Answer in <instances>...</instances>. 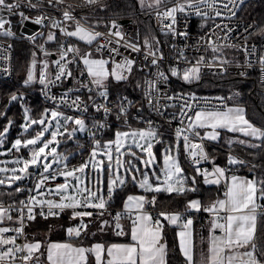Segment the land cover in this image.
<instances>
[{
    "label": "snow or ice",
    "instance_id": "snow-or-ice-1",
    "mask_svg": "<svg viewBox=\"0 0 264 264\" xmlns=\"http://www.w3.org/2000/svg\"><path fill=\"white\" fill-rule=\"evenodd\" d=\"M140 4L145 5V0H139ZM168 0H151L148 7L159 8ZM100 0H82L81 5H68L62 10L63 21H74V30H68L62 27L61 20H53L51 28L58 29L68 37H76L81 41L91 45L98 38L108 37L107 44L98 45L96 51L100 52L104 48L108 49L109 54H119L118 48L111 47L113 41L111 37L118 38L115 43L119 44L123 40V33L120 26L115 20L111 22V31L101 33L99 31L90 30L76 20L73 15L75 7L97 5ZM243 0H226L222 7L228 9V14L235 17L236 12L229 9V4L239 7ZM44 4L49 7H57L65 4V0H40L39 5L27 3L28 8L42 7ZM218 0H176L171 7H165L162 11L157 12L161 22L167 20L170 23L162 31L170 32L180 36H187V32H176L175 25L177 24L178 13H190L201 17L205 20L222 17L224 13L217 7ZM23 5L22 0H0V35L12 36L14 33L6 25L10 24V20L6 19L2 14L7 12L9 15L17 14L14 9H19ZM204 9L211 10L205 11ZM24 20H28L23 12L18 13ZM46 16H38L33 21L35 24H43ZM202 24L201 27H204ZM251 27V25L249 26ZM216 29L223 28L227 31L231 29L226 24H216ZM247 31V29H246ZM264 35V28L261 30ZM35 39V37H30ZM56 36L53 32L47 35L48 41H53ZM202 39V38H201ZM154 38L145 37L143 45L149 49L145 56L147 60L151 59L152 65H158L157 56L158 49L153 51ZM133 52L141 51V47L135 43L124 45ZM222 47H236V45H219L216 41L208 39V48L213 53H220ZM247 51V49L245 48ZM45 55L50 53L45 52ZM72 54V59L69 55ZM36 53H33L35 57ZM183 58V53L180 54ZM79 59L82 61L84 70L81 75H87L90 80L87 84H82L81 87L92 91L90 85H94L98 89H103L99 92V96L108 99V91L106 81L112 77L116 81L128 79L124 73H131L135 60L125 59L123 63L112 61L114 67L109 70V60L104 58H93L92 53L80 54L79 48L68 45L60 46L59 59L54 61L58 71L55 74V80L49 81L47 73L41 72L39 75V83L48 87L50 83L61 81L62 78L71 77L73 75L70 67ZM163 59V55L159 56V60ZM189 66L183 70L178 67L170 69L172 77H180L185 82H191L200 79L201 65L205 63V56L201 55L194 63L187 61ZM213 61L219 62L222 70L224 65L228 63L226 60L220 59L218 56H213ZM260 63L264 64V57L260 59ZM36 66V61L33 59L31 67L27 72V78L24 84L32 83L36 77L33 74V69ZM212 65L209 64V67ZM251 65H249L250 67ZM43 68H48V62H43ZM264 71V69H262ZM242 75H246L242 73ZM157 78L148 81V87L151 91L145 93L147 103L159 105L160 99L173 100L174 97H160L154 95L159 93L158 81H167L168 76L163 71H158ZM67 93L61 97L60 103H65ZM19 97L13 94L10 97L11 101H16ZM179 98V97H175ZM53 100L56 97H52ZM222 99V98H221ZM89 102L95 107L96 111L103 110L105 116L110 115L112 108L103 104H97L95 98L89 96ZM83 105V107H81ZM88 104L77 96L71 101L70 107L76 108L81 113L87 111ZM169 105H165L168 107ZM159 112V107L155 109ZM193 110V105L187 102L180 106V116L186 117L188 123L186 127H177L175 137L177 140L182 139L184 150L190 157L194 165H199L201 161L208 160L202 141L218 139L220 129H225L233 133H242L245 137H251L261 141L260 144L251 143L246 140H237L236 143L246 145L251 148H264V126H256L246 116L243 107H226L220 109L200 108L195 110L193 115H189L188 111ZM116 120L122 118L127 123V107L124 103V98H121V103L116 107ZM163 115V113H160ZM172 119H177L174 115ZM25 124L22 128L25 132L32 130L34 135L27 139L17 138L11 148L7 149L8 153L13 151L19 153L21 149H29L30 155L28 158L17 156L11 163L20 165L19 167H0V174H8L0 178V185L12 187L17 181H23L25 178L32 175L30 168L42 169L36 173V181L31 189H27L30 193L25 200H20L19 204L22 207H4L0 205V225L5 222H13L16 227L0 226V264H16L19 260L20 264H41V257L45 256L47 264H89V255H94L95 264H167V245L163 239V221L171 225H178L181 221L182 230L177 233L179 238V250L185 259L186 264H197L194 254L193 220L185 218L180 213L160 212L157 218L147 211L146 206H154L157 201L156 195H152L149 199L145 195H128L123 204V211L117 212L114 216L116 235H126L123 231L120 220L128 213L135 212V217L131 219V243L127 244H111L105 246L97 243L89 248L75 247L70 243H50L47 245L46 251H41L44 247L40 242H24L17 241L21 236L25 235V221H33L35 219V209H41L40 215L45 219L49 216L59 214L56 210H72V218L80 219L81 223L78 227L69 228L68 234L79 237L82 231H86L87 225L83 222L84 217H92V211H80V208H92L96 210V215L103 216L108 209L109 203L118 188L126 185L129 181L138 184L140 189L148 193H169V194H185L187 192H196L195 187H189L188 181L195 185L197 176H204L206 184H220L221 178L225 177V169L214 167L211 172L207 169L195 167L194 171L197 175L186 177L184 169L181 167L178 151L179 145H169L165 148L162 159L163 167L157 170L152 168V175L149 176L147 169L151 168L157 161V157L153 151L154 143H162L158 140L159 132L154 128L151 120L147 121L148 127L140 129H129L127 131L117 130L114 133V138L108 141L94 139L92 147L88 154V159L80 163L78 166L69 167V158L71 153L65 155L58 151V146L62 142H66L62 138L71 140L77 132L87 130L85 119L65 115L59 110L45 109L38 118H32L29 115V109H24ZM170 122V121H169ZM183 123V121H181ZM12 121H9V125ZM72 125L69 127V125ZM35 126V127H34ZM93 128L101 130L107 127L106 122H94ZM39 130H36V129ZM201 129L205 131L201 134ZM9 131L8 127L0 132V145L4 143L3 137ZM47 134V135H46ZM95 136V133H90ZM201 141V142H197ZM234 141L229 140L231 144ZM4 153H0L3 155ZM129 157L131 159H129ZM136 161H139L143 168L137 166ZM229 164L243 165L245 161L239 160L233 156H229ZM8 161H0V164H7ZM54 165L60 167L54 170ZM253 170L257 167L253 165ZM91 170V176L88 173ZM106 175V194L104 190ZM57 177L64 179L63 183H58L55 188L48 187L49 181H55ZM209 177H214L210 179ZM25 189L16 187L15 192L20 193ZM47 194L58 197V200L46 199ZM264 200V178L253 176L252 178H241L232 175L228 180L226 191L223 199H216L204 206L198 199L189 200L186 205V211H204L212 215L210 219V236L208 237L207 253L201 255L199 264H264V245H258V220L264 219V204L258 201ZM47 208V212L43 211ZM15 212V219L12 213ZM108 221H103V225H107ZM219 231L220 235L215 233ZM10 233H14L10 235ZM106 257V259H105Z\"/></svg>",
    "mask_w": 264,
    "mask_h": 264
},
{
    "label": "trees",
    "instance_id": "trees-1",
    "mask_svg": "<svg viewBox=\"0 0 264 264\" xmlns=\"http://www.w3.org/2000/svg\"><path fill=\"white\" fill-rule=\"evenodd\" d=\"M131 8V9H130ZM99 11L108 12H121L123 10L136 11L138 6L134 4L132 0H105L98 7H95ZM92 10V8H91ZM240 16L245 20H250L256 23L257 30L260 31L264 28V0H248L241 9ZM134 17L139 23V37L142 47L145 37L150 39L154 38L155 41H159L158 44L154 43L155 51L162 45V42L166 38L159 34L153 25L151 18L147 14H134ZM15 46V72L14 77L11 80L0 83V132H3L5 127H8L9 131L5 133L3 140L4 145H10L14 139L18 136L24 138L27 135H34L32 130L25 132L22 128L24 120V109H29V115L32 118H38L41 113L48 107L53 105L47 103L40 94V85L38 84H24L27 78V72L30 68V64L36 56L44 54L43 51L36 49L28 41L24 39L12 40ZM39 42L45 46V48H54V42L48 41L45 36L39 39ZM81 44V43H80ZM82 51H86V47L81 45ZM33 53H36L33 57ZM73 73L72 77L81 75L83 71L78 65H73L71 68ZM145 74L136 68L132 71L128 79L123 81H116L110 77L106 84L109 98L116 99L121 97L122 94H126L130 101V111L128 114H133L137 111V107L140 106L141 110L138 111L139 117H146L151 115L148 109L147 101L144 98L143 83ZM77 85L80 86L78 79ZM75 82V83H76ZM172 87L175 90L183 91L186 93L197 94H213L220 95L226 98L229 105H242L246 109L247 118L256 126H264V84L260 83L257 78L252 76L237 77V76H201L199 80L185 82L182 79H174L171 81ZM15 94L19 98L16 101H11L10 97ZM9 121L12 124L9 125ZM87 122L93 130L94 120L87 117ZM108 126L104 134L101 135V139H113L114 133L124 127H147L136 118H131L127 123L122 118L120 121L116 120V114H112L111 119L107 122ZM35 127V126H34ZM38 130V128L36 129ZM156 130L159 132L158 140H162V143H156L154 141V151L157 157V161L154 164V168L159 171L163 166L162 154L163 150L169 145H179L178 156L180 163L184 168V175L191 177L197 175L194 171V167L190 166L184 159L182 141L177 140L175 137V126L163 125ZM241 136L237 133H233L227 130H221V136L218 141H207V147L212 156L214 162L225 169L226 175L229 177L233 174L247 175L249 177L256 176L258 178H264V148H251L246 145L236 143L237 140H243L238 137ZM84 138L85 136H80ZM243 137V136H242ZM232 140L233 143L229 144L228 141ZM248 141V140H246ZM249 142H252L249 140ZM261 141H257L256 144H260ZM92 147L91 137L86 138V147L76 155H74L69 163L78 164L80 158L85 159ZM73 148L72 144L63 142L60 145V150L68 152ZM26 149L22 153H26ZM18 153L13 151V155ZM85 156V157H84ZM229 156H233L239 160L245 161L243 165L229 164ZM253 165L257 167L253 170ZM142 168V165H139ZM30 168L29 171H31ZM149 175H152V169L149 168ZM204 176H197L195 185H192L191 181H188L189 187H195L196 192H187L185 194H169L165 192L161 193H148V198L151 199L152 195H156L157 201L154 206H146L160 212L171 211H186V205L189 200L193 198H199L204 206H207L210 202L216 199H223L226 191V184L222 181L220 184H206L204 183ZM24 181V180H23ZM23 181H17L12 187L7 185H0V203H19L26 197V192H15L16 187H21ZM104 190L106 194V175ZM143 189L138 187V184L129 181L125 186L118 188L108 206L107 211L101 217L96 215V210L89 208L86 211H92V217H84L83 222L87 225L86 231H82L79 237L75 235L70 236L67 229L71 227L79 226L81 220L72 218V210L67 209L60 211L56 216H49L46 219L40 215L41 209H35V219L29 221V225L26 227V241H41L44 246L41 251H46L47 245L50 241H68L74 245H85L90 247L94 242L112 243L128 240L129 238L116 235V229L114 227V216L117 210L123 209L125 199L130 194L142 193ZM264 204V200L259 201ZM46 213L47 210L43 209ZM14 219L16 213H12ZM195 227H196V240L199 241L206 239L210 230V219L212 215L208 212L199 211L192 214ZM163 238L167 245V264H186L184 257L179 250V243L177 238V225H171L166 221H163ZM107 220L108 224L103 225V221ZM4 225L13 227L17 225L13 222H5ZM258 245H264V219L258 220ZM41 264H47L45 256L41 257ZM92 264V263H91Z\"/></svg>",
    "mask_w": 264,
    "mask_h": 264
},
{
    "label": "built area",
    "instance_id": "built-area-1",
    "mask_svg": "<svg viewBox=\"0 0 264 264\" xmlns=\"http://www.w3.org/2000/svg\"><path fill=\"white\" fill-rule=\"evenodd\" d=\"M104 1L105 0H100V3L97 5L75 7L73 15L76 17V20H79L80 23L83 24L85 27H88L90 30L99 31L101 33H108L109 31L113 30L111 29V22L115 20L120 26V30L123 33V40H121L119 44H116L115 41L118 38L111 37L113 43L110 46L118 48L119 54L113 53L110 55L107 48H104L100 52L96 51L98 45L107 44L108 37L98 38L97 41H94L91 45H88L86 42L81 41L76 37H68L64 35V33L60 32L58 29L51 28V23L53 20H61L62 27H66L68 28V30H74V21H63L62 10L68 5H81L82 0H65L64 5L57 6L54 8L49 7L46 4H44L42 7L28 8L26 7V5L29 0H22L23 5L25 6H22L19 9H14V12H16L17 14L9 15L7 12L2 13L6 14L5 18L10 20V24L6 25V28H10L14 35H0V83L11 80L14 77L16 50L12 40L15 39H24L28 41L31 45H33L36 49L43 51L44 53H55L56 57L53 58L54 61L59 59L61 45H73L79 48L80 54L87 53L88 51H90L91 53H100L104 56H109L112 61L119 63H123L126 58L133 59L135 60L133 70L136 68L137 70L145 74V79L143 83V93L146 101L147 99L145 97V93L151 91V89L148 87V81L156 79V74L158 71H163L168 76L167 81H158V88L160 89V91L159 93H154V95L160 97L172 96L174 97L173 100L169 101L167 99H160L159 105L147 103L151 115L146 116L144 118L138 116V111L141 110L140 106L137 107V111H134L132 115L130 113L127 115V121H129L131 118H136L147 127V121L151 120L153 122L152 126L154 128H158L163 125H172L175 126V128L186 127L188 121L186 117L180 116L179 111L180 106L185 103V98H187L188 103H191L193 105V110H186L188 111L189 115H193L194 111L199 110L200 108L224 110L226 107L229 106L226 98L220 95L186 93L183 91L175 90L172 87L171 81L174 79L181 78L172 77L170 75V69L172 67H178L179 69L183 70L185 67L189 66L184 58H186L187 61L194 63L201 55L205 56V63L200 66V77L224 75L237 77L252 76L254 78H257L260 83L264 84V71H262V69H264V64L260 63V59L264 57V35L261 34V31L257 30V25L255 22L245 20L240 16L241 9L248 0H243V3L240 4L239 7H236L233 4H229V9H232L236 12L235 17L229 16L228 9H224L222 7L223 2H226V0H218L217 7L220 8L224 15L222 17L208 19L206 24L204 19L194 14L178 13V22L174 27L177 33L187 32V36H180L170 32L166 33L165 31L161 30L162 28H166L167 24L170 23V21L165 20L162 23L160 18H158L157 16V12L162 11L165 7H171L172 4L176 2V0H168L166 4L161 5L159 8L148 7L142 10L137 9L136 11L128 9L123 10L121 12H108L96 10L95 7H98ZM237 2H239V0H237ZM31 3L39 5L40 0H31ZM204 10L209 11L211 13V10L209 9ZM19 12H23L26 17H29V19L24 20L18 14ZM134 14H147L151 18L155 30L166 38V40L162 42V45L157 48L159 51L157 52V56L155 58H157L159 61L158 65L151 64V59H153V57H149L147 60L145 59V56L148 53L149 49L142 47L140 44L139 23L134 17ZM41 15L49 17V19H45L43 24H37L38 29L34 30L32 34H27L22 31V28L26 22H31L35 24L33 21L36 19V17ZM202 24H205V26L201 27ZM216 24H226L231 29V31H227L223 28L216 29ZM250 25L251 27H249ZM40 32H42V35L38 36L39 38L37 41L30 38L34 34ZM49 32H53L56 36V39L51 41L55 44L54 48L47 49L44 45L39 42V39H41L43 36H45L47 39V35ZM209 36H211V39L213 41H216V43L219 45L231 44L236 45V47H222V51L220 53H213L208 48ZM130 42L140 45L141 51L133 52L124 46ZM81 45L86 47V51H82V48L80 47ZM245 48L247 49V51L245 50ZM181 53H183V58L180 55ZM161 54L163 55V59L159 60V56ZM214 55L218 56L222 60L228 61V63L224 65V69H226V71L220 68L218 61H213ZM69 59H72V54L69 55ZM54 61L51 70L49 69V63L47 69H40L39 71L36 70L34 74L36 79L32 83H30L40 85L41 97L47 103L60 107L61 109H64L66 111H72L77 114L92 118L94 122H106V124L110 121L112 114L117 115L116 107L121 103V98H124V103L127 107V111H130V101L126 94H122L119 98L111 99L109 98L108 93V99L105 100L104 98L99 96V92L103 91V89H98L94 85H90L92 91L89 92L88 89L75 84V81L77 79L78 81L82 80V82L87 84L90 80V77H88L86 74L80 75L76 77V79L71 76L72 80L70 84L67 83V80L69 78L67 77L62 78L59 82L50 83L48 87L41 85L39 83V75L42 71L47 73V79L49 81L55 80V74L58 69L54 64ZM209 64H211L212 66L209 67ZM73 65H78L82 70H84L82 61H80L79 59H77L75 63L68 65V67H70L71 69ZM249 65L251 66L249 67ZM245 72L246 75H242V73ZM124 74L128 77L130 76V74L127 72ZM65 93L68 94L66 97V101L65 103H60V99L62 96H64ZM53 96L56 97L55 100L52 99ZM77 96H79L82 101L89 105L87 111L84 113H81L74 107H70L71 101L74 100ZM89 96L94 97L97 104H103L107 107L112 108V113L110 115L105 116L102 109L100 111H96L95 107L92 106L89 102ZM175 97L179 98L177 99ZM165 105L169 106L165 107ZM81 107H83V105H81ZM156 107H159V112L155 110ZM160 113H163V115H161ZM174 115L177 117V119L173 120L172 117ZM181 121H183V123ZM106 129L107 127L101 130L93 128L95 136H91V144L93 143L94 139H99L105 142L111 140L109 138L102 140L100 137L104 134ZM181 141L184 159L190 166L194 168L198 166L202 170L207 169L209 172H211L214 167H218L208 150V140H204L202 141V143L206 153L208 154L209 159L201 161L199 165H194L191 162L190 157H188L187 153L184 150V142L182 139ZM58 167L59 166H54V170ZM38 171H42V169L32 168L30 171L32 175L24 179V184L20 187L25 189L26 192V197L23 200H25L29 196L30 193L27 191V189H31L34 186L36 181V173ZM58 180L59 177H57L55 181H49L48 186L54 184ZM222 182L224 184L227 183L226 179L222 180ZM0 205L6 208L9 207V205H13L14 207H22L19 203L13 202L0 203ZM36 209L40 208L37 207ZM44 209L47 210L46 207ZM121 211L122 210H117L115 212ZM148 211L154 219L157 218V214L160 213V211L154 210L152 208H148ZM25 224L27 227L29 225V221H25ZM16 226L18 225H13V227ZM26 227L24 230L25 235L19 238V240L17 241L18 243L22 244L24 242H27ZM12 234L14 233H10V235ZM16 264H20L19 260H17Z\"/></svg>",
    "mask_w": 264,
    "mask_h": 264
},
{
    "label": "rangeland",
    "instance_id": "rangeland-1",
    "mask_svg": "<svg viewBox=\"0 0 264 264\" xmlns=\"http://www.w3.org/2000/svg\"><path fill=\"white\" fill-rule=\"evenodd\" d=\"M133 2H134V4H136L137 6H138V8L139 9H146V8H148V4L149 3H151V0H145V5H141L140 4V2H139V0H132ZM131 9V8H130ZM49 34V33H48ZM40 35H42V32H40V33H36V34H34L32 37H35V39H33V40H35V41H37L38 40V36H40ZM145 47V46H144ZM145 48H147V47H145ZM148 49V48H147ZM90 51H88L87 53H89ZM84 54V53H83ZM92 57L93 58H104V59H108L109 60V65H108V67H109V70H111V68L112 67H114V64L112 63V60H111V58L109 57V56H104V55H102V54H100V53H96V52H93L92 53ZM35 61H36V66H35V68L33 69V74H35V72H36V70L37 71H39L40 69L42 70V69H44L43 68V62L44 61H47L48 63H49V69L51 70L52 69V66H53V58L52 57H50V56H48V55H41V56H36L35 57ZM31 64H32V62H31ZM31 64H30V67H31ZM110 79V78H109ZM109 79L105 82L106 84H107V82L109 81ZM76 82V81H75ZM87 83V82H86ZM75 84H77V82L75 83ZM82 84H85L84 82H80V86L82 85ZM47 109H52V110H59V111H61V112H63L65 115H68V116H74V117H81V118H83V119H85V122H86V125H87V130L86 131H84V132H77L76 133V135H75V137H74V139H73V141H72V146H73V148H71L68 152H66L65 150H60V145L63 143H61L59 146H58V151L59 152H62V153H64L65 155H68L69 153H71V156H70V158H69V161H70V159L74 156V155H76L77 153H79V152H81L85 147H86V138L88 139L89 137H91V135H90V133H92L93 132V130H92V128H91V126L89 125V123L87 122V117L86 116H84V115H81V114H77V113H75V112H72V111H66V110H64V109H61L60 107H57V106H52V107H48ZM26 123V122H25ZM25 123H23V124H25ZM22 124V125H23ZM72 125L70 124L69 125V127H71ZM140 129V128H147V127H145V126H143V127H138V128H134V127H124V128H122V129H120V130H123V131H127V130H129V129ZM39 130V129H38ZM237 134H239V135H241V136H234V137H238V138H241V139H243V140H251L252 142H254V143H257V141L258 140H255V139H253V138H251V137H245L242 133H238L237 132ZM47 135V134H46ZM80 136H85L84 138H81ZM243 136V137H242ZM31 136L30 135H27V137H24V138H22V137H20V136H18V137H16L15 139H14V141L17 139V138H21V139H27V138H30ZM113 138H114V136H113ZM63 140H66V142H67V138L65 137V138H62ZM14 141L10 144V145H4V144H2V145H0V153H4L3 155H0V161H8L9 163H7V164H0V167H9V168H11V167H19L20 165H16V164H13V163H11V161H13L17 156H23V157H25V158H28V156L30 155V150L29 149H26L27 151H26V153H22V151L24 150L23 148L21 149V151L18 153V155L17 154H15V155H13V152H11V153H8L7 152V149H9V148H11V146H12V144L14 143ZM153 143H154V141H153ZM165 150V149H164ZM164 150H163V152H164ZM153 151H154V149H153ZM154 153H155V151H154ZM89 154V153H88ZM88 154L86 155L87 157L85 158V159H82V158H80L79 160H80V162L78 163V164H70L69 163V167H73V166H78L80 163H82V162H84L85 160H87L88 159ZM85 157V156H84ZM129 159H131L130 157H129ZM179 161H180V159H179ZM135 163H137V166H139L140 164H139V161H136ZM181 164V163H180ZM54 166H59V165H54ZM60 167V166H59ZM163 167V166H162ZM181 167L183 168V166L181 165ZM218 167H220V166H218ZM142 168H143V165H142ZM152 168H154V165L150 168V169H152ZM184 169V168H183ZM147 171L149 172V169H147ZM88 173H89V175L91 176V170H88ZM11 173H8V174H0V178H3L5 175H10ZM150 176V175H149ZM151 177V176H150ZM104 179H105V177H104ZM48 187H50V188H55V185H49ZM104 187V186H103ZM47 193V192H46ZM130 195H145V196H147L148 197V193L147 192H142V193H135V194H130ZM46 199H54V200H58L57 198H55V197H53V196H48V197H46ZM193 199H198L199 200V198H193ZM126 200V199H125ZM192 200V199H191ZM0 226H7V225H0ZM8 227H10V226H8Z\"/></svg>",
    "mask_w": 264,
    "mask_h": 264
},
{
    "label": "crops",
    "instance_id": "crops-1",
    "mask_svg": "<svg viewBox=\"0 0 264 264\" xmlns=\"http://www.w3.org/2000/svg\"><path fill=\"white\" fill-rule=\"evenodd\" d=\"M228 107H243V108L245 109V107L242 106V105H229ZM245 114H246V109H245ZM221 130H225V129H220V130H219L220 135H219L218 139L215 140V141H218V140L220 139V136H221ZM200 131H201V134H203L205 131H210V130L201 129ZM210 141H212V140H210ZM233 175L239 176V177H241V178H251V177H249V176H247V175H241V174H233ZM231 176H232V175H230V176L228 177V176L226 175V173H225V177H224V178H221V181L226 179V182L228 183V180L230 179ZM209 178H210V179H213L214 177H209ZM63 182H64V179H63L62 177H59V180H58L57 182H55L54 184H51V185H56V184H58V183H63ZM227 183H226V187H227ZM48 196H53V195H50V194H47V193H46L45 198L48 197ZM53 197L59 199V198L56 197V196H53ZM258 202H259V201H258ZM259 203H260V202H259ZM87 209H89V208H87ZM146 209H147V207H146ZM79 210H80V211H86L85 208H80ZM123 210H124V209H122V211H123ZM147 211H148V209H147ZM148 212H149V211H148ZM195 212H199V211H195V210H188V211H171V212H167V213H180V214H182L185 218H191V219L193 220L192 232H193L194 254H195V259H196V261H197V264H199L200 259H201V255H202V254H205V255H206V253H207L208 237L210 236L211 233H210V230H209V234H208V236L206 237V239H204L203 242H202V240H200V239H199V241L196 240V238H197V237H196V227H195V221H194V218H193V216H192V214L195 213ZM134 217H135V212L133 211L132 213H128V214H126V215H125L124 217H122V219L120 220V223H121V225H122L123 231L126 233V235H123V237H127V238H129L128 240L119 241V242H112V243H108V244L103 243V242H98V241H96V242H94L92 245L97 244V243H100V244H103V245H105V246L107 247V246H110L111 244H114V243H116V244H127V243H131V235H130L131 219H133ZM102 224H103V223H102ZM182 224H183V221H181V222L177 225V227H178V229H177V233H178L179 231L182 230ZM215 234H216V235H220V232L217 231ZM177 238H178V235H177ZM163 239H164V238H163ZM37 241H38V240H36V241H32V242H37ZM38 242L41 243V241H38ZM50 243H70V244H72L71 242H68V241H50L48 244H50ZM178 243H179V238H178ZM41 244H42V243H41ZM72 245L75 246V247L89 248V247H87V246H85V245H74V244H72ZM92 245H91V246H92ZM91 246H90V247H91ZM105 259H106V257H105ZM91 263H92V264H95V258H94V255H89V264H91Z\"/></svg>",
    "mask_w": 264,
    "mask_h": 264
},
{
    "label": "water",
    "instance_id": "water-1",
    "mask_svg": "<svg viewBox=\"0 0 264 264\" xmlns=\"http://www.w3.org/2000/svg\"><path fill=\"white\" fill-rule=\"evenodd\" d=\"M3 15L6 17V14H3ZM36 29H38V25L37 24H33L31 22H26L25 25L22 28V31L27 33V34H32L34 32V30H36ZM47 53H50V55H48V56H50L52 58L56 57L55 53H52V52H47ZM71 80H72V77H69L68 80H67V83L70 84ZM73 139L67 140V143L71 144Z\"/></svg>",
    "mask_w": 264,
    "mask_h": 264
}]
</instances>
